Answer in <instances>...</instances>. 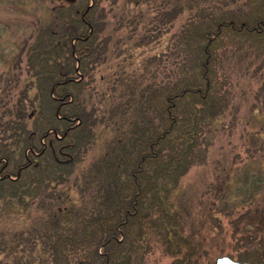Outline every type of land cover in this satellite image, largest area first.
<instances>
[{
  "label": "trees",
  "instance_id": "trees-1",
  "mask_svg": "<svg viewBox=\"0 0 264 264\" xmlns=\"http://www.w3.org/2000/svg\"><path fill=\"white\" fill-rule=\"evenodd\" d=\"M184 1L178 10L186 5L190 12L176 33L170 75L126 86L115 107V137L78 170L99 124L89 63L106 52L107 40L99 39L104 11L95 0L90 6L0 0L16 12L28 13L29 3L48 7L44 18L35 12L31 19L0 18V68L7 70L2 77L7 82L14 76L19 86L23 69L29 76L13 108L0 110L2 131L15 147L0 142V214L14 207L33 211L24 239L39 244L42 264H139L157 247L177 256L170 264L193 258L196 245L179 232L182 217L172 196L190 168L207 159L213 122L232 101L228 69L253 67L264 88V0ZM31 90L28 114L24 97ZM235 176L231 191L219 197L255 204L254 233L262 235L263 248L246 247L240 261L264 264V172L244 168ZM73 177L81 203L71 204L62 221L54 215L62 196L56 188ZM187 248L191 254L182 257Z\"/></svg>",
  "mask_w": 264,
  "mask_h": 264
},
{
  "label": "rangeland",
  "instance_id": "rangeland-1",
  "mask_svg": "<svg viewBox=\"0 0 264 264\" xmlns=\"http://www.w3.org/2000/svg\"><path fill=\"white\" fill-rule=\"evenodd\" d=\"M68 1L79 6L81 2L91 5L94 0H59L58 3L65 5ZM95 1L105 14V26L99 39L107 40L105 55L97 62L89 63L93 75L89 95L99 124L94 128L93 141L78 170L100 156L115 137L119 125V119L114 117L118 115L115 107L125 97L126 86L135 80L144 83L162 81L170 75L175 60L176 33L190 12L186 5L178 10L184 0ZM239 2L236 0L233 4ZM15 10V6L3 2L0 6L2 22L14 16L31 19L33 12L44 18L48 7L29 3V15ZM252 69L246 72L240 66H232L226 72V89L230 90L232 101L225 113L213 122L214 139L207 159L190 168L172 196L182 217L179 232L196 245L193 258L187 260L189 264H215V259L220 256L240 261V253L246 247H254L257 252L263 249L258 245L262 235L254 233L259 223V218L255 217V204L236 202L235 205L228 203L226 197H219L231 191L236 173L244 168L264 172V88L257 80L259 77L251 73ZM6 71L0 68V110H7L5 104L13 108L21 96L20 90L29 82L24 69L19 86H14L12 75L5 82L2 74ZM33 96L31 90L24 97V109L28 114L33 112ZM27 123L30 129L31 120ZM2 125L0 142L11 147L10 133L5 134ZM74 177L68 184L56 188L61 189L62 196L54 206L58 210L54 215L62 221L68 219L67 210L71 204L81 203L72 186ZM33 216L31 209L25 211L19 207L0 214V264H17L19 258L22 264H42L39 244L27 238L32 241L30 245L24 239L33 225ZM186 254H191L188 248L180 253L182 257L188 256ZM176 258L157 247L146 252L139 264H170Z\"/></svg>",
  "mask_w": 264,
  "mask_h": 264
},
{
  "label": "water",
  "instance_id": "water-1",
  "mask_svg": "<svg viewBox=\"0 0 264 264\" xmlns=\"http://www.w3.org/2000/svg\"><path fill=\"white\" fill-rule=\"evenodd\" d=\"M78 264H88L87 262H79ZM215 264H253L246 261H236L228 256H220L215 259Z\"/></svg>",
  "mask_w": 264,
  "mask_h": 264
}]
</instances>
